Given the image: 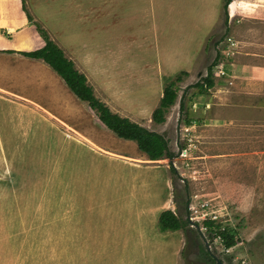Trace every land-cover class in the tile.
Masks as SVG:
<instances>
[{
	"label": "crops",
	"instance_id": "1",
	"mask_svg": "<svg viewBox=\"0 0 264 264\" xmlns=\"http://www.w3.org/2000/svg\"><path fill=\"white\" fill-rule=\"evenodd\" d=\"M25 1L34 21L46 28L65 56L73 61L75 69L85 75L94 96L112 113L143 127H151L163 124L153 121L152 112L158 106L164 88L182 72L191 79L197 63H200L198 58L203 42L214 16L221 10L223 0H194L192 6L198 8V12L191 19L185 17V13L181 19L179 13V30L170 28V5L165 0H155L157 4L154 0H142L141 3L139 0ZM217 1L219 10L217 8L214 12L216 7L213 8V4L217 6ZM11 2L12 7L10 3L2 5L0 0V115L8 129L0 131V184L36 186L44 183L47 177L57 184L55 178L59 177L62 147L59 146L52 162L46 167L51 168V175L40 177L24 147L21 149L23 141L16 143L11 137L13 133H17V136L21 133V138H24L23 130L28 126L34 128L35 133L43 123L47 129L53 130V134L61 135L65 143H73L85 150L77 151L79 155L76 159L69 160L68 168L71 167V170L67 172L66 191H72L71 211L78 225L74 232L84 234L90 228L88 234L92 246L102 254L100 264H107L104 257L107 249L115 251L116 258L109 260L112 264H126L127 261L123 259L125 255H130L133 261L136 253L141 252L146 254V258L155 254L170 255L169 250L173 246H180L181 238L179 235L173 239L169 237L176 231L163 228L159 222L164 210L175 213V207H171L173 203L164 195L170 184L165 166L149 165L163 167L166 171L163 195L156 191L157 183L153 178L138 176L141 181L135 178L133 183L143 189L139 195L129 192L123 197L119 190H113L107 198L101 197V187L88 186L91 183L86 181V174L83 173L87 170L84 167L79 170L81 161L85 159L88 162L108 159L140 168L145 161H159L164 156L150 160L135 141L118 137L102 126L87 103L78 99L42 59L16 52L38 49L43 45V39L35 26L28 22L21 0ZM115 3L119 4L121 15L109 18L107 13ZM110 4L113 5L109 7ZM186 18L194 25L191 31L197 34L188 31ZM18 37L30 45H19ZM44 70L54 78L53 82H48ZM58 88L66 92L70 99L59 95ZM198 95L199 100L202 95ZM207 105L209 103L203 108L204 111L208 109ZM196 107V102H193L190 117L200 112ZM33 117H37L35 122ZM192 124L191 129H202ZM152 129L158 131L157 128ZM246 131L250 133L252 130L246 128ZM55 162L57 166H54ZM63 177L62 172V183ZM106 177H111L110 181L113 180L115 184L119 178ZM79 190L85 192L80 197ZM32 193L36 194L34 191ZM22 200H19L22 206L30 207L27 204L30 198L27 197L25 203ZM34 211L29 215L38 216V212ZM97 216L101 222L105 219V225L97 224Z\"/></svg>",
	"mask_w": 264,
	"mask_h": 264
},
{
	"label": "rangeland",
	"instance_id": "2",
	"mask_svg": "<svg viewBox=\"0 0 264 264\" xmlns=\"http://www.w3.org/2000/svg\"><path fill=\"white\" fill-rule=\"evenodd\" d=\"M139 1L141 3L142 0ZM193 1L165 0L170 5L171 29H180L179 13L181 19L184 13L188 19L191 16L194 18L198 8L192 6ZM9 3L12 7L11 0H2V5ZM231 4L228 6L226 24L222 4L220 5L221 10L214 16L208 30V36L213 35L209 47L206 50L202 45L198 58L200 63H197L191 79L183 75L182 80L177 83L175 101L165 112V122L160 126L145 127L150 128L149 130L157 128L158 131L152 130L160 131L166 137L171 155H165L160 162L145 161L146 165L142 164L140 168L121 165L108 159L81 161L79 170H83L81 167L87 170L83 173L86 174V181L91 183L88 186L102 188L101 197L107 198L113 190H119L123 197L129 192L139 195L143 189L134 185L135 178L139 181L140 178H153L157 183L156 191L163 195L166 169L170 176V184L164 191L166 199L173 203L175 195L181 209L183 202L188 200L187 212L183 216L187 218L188 228L192 231L186 236L182 229H177L169 236L172 238L179 235L180 246H173L169 250L170 255L155 254L146 258V254L141 252L136 253L133 261L129 258L130 255H125L123 259L127 261L126 264H210L197 254L198 251H189V246L196 243L202 244L219 264H264V0H234ZM213 8L214 12L217 8L219 10L218 1L217 6L216 3L213 4ZM111 9L107 17L121 15L119 4L115 3ZM60 20L61 17L56 22ZM185 26L190 33L197 34L191 31L194 25L187 18ZM215 40L219 42L216 45L213 44ZM18 43L21 46L30 45L22 37H18ZM216 55L218 62L213 67L214 86L208 93L201 94L202 97L198 100L199 93L192 84L205 75L207 66ZM44 71L48 82H53L54 78L47 70ZM183 90L188 114L179 108ZM57 91L59 95L69 98L61 89L58 88ZM193 102H196V108L200 112L190 117L189 110ZM207 103L208 109L204 111ZM187 118L194 121L188 123ZM33 119L35 122L37 117ZM192 123L202 129H191ZM246 128H251L252 131L248 133ZM1 130L8 129L0 115ZM20 135L21 133L19 136L13 133L11 137L16 143L23 141L21 149L24 147L40 177L51 175V168L46 167L52 162L59 146L63 153L59 177L55 178L57 184L51 182L49 177L36 186L0 184V264H100L102 254L92 246L88 234L90 228L84 234L74 232L78 225L71 211L72 191H66L67 172L71 170V167L68 168L69 160L76 159L79 155L77 151L85 150L73 143H65L61 135L53 134V130L47 129L43 123L35 133L34 128L28 126L23 130L24 138ZM189 144V153L195 158L184 162L181 159L177 163L178 169L168 163V157L177 155L180 149ZM54 166H57L56 162ZM170 167L175 169V173L171 172ZM62 172L63 183L60 180ZM107 175L118 176L116 184ZM33 191L36 192L35 195ZM78 193L80 197L85 192L79 190ZM27 197L30 198L27 200L30 207L22 206L19 202L20 198H24L22 201L25 203ZM205 202L207 210H215L219 214L216 222L221 227L234 230L235 245L230 248L221 246V237L214 232L216 228H208L203 219L193 221L197 228L190 223L189 217L198 215L200 205ZM171 207L174 208L175 204ZM35 208L39 215H29ZM96 222L98 225H105V219L101 222L98 216ZM106 251L104 257L107 264H112L109 260L116 258L115 251Z\"/></svg>",
	"mask_w": 264,
	"mask_h": 264
},
{
	"label": "trees",
	"instance_id": "3",
	"mask_svg": "<svg viewBox=\"0 0 264 264\" xmlns=\"http://www.w3.org/2000/svg\"><path fill=\"white\" fill-rule=\"evenodd\" d=\"M233 1L234 0L222 1V10L224 13L225 24L228 22V6L233 3ZM21 3L28 22L35 26L39 35L43 39V45L40 48L32 51L16 52L26 57L42 59L44 63L50 66L61 77L63 82L78 99L87 103L88 108L94 111L98 121L102 126L112 131L118 137L135 141L138 148L145 152L150 160H157L165 155H171L169 152L168 140L163 134L149 130L135 122L130 121L127 118H123L115 113H112L105 104H103L94 96L92 87L86 83L85 75L75 69L73 61L65 56L63 50L52 40L48 31L42 26V24L40 22L34 21L33 16L26 8V1L21 0ZM212 38V34L206 37L204 49L207 50L210 44L209 42ZM217 43H219L218 40H215L213 44L216 45ZM8 52L15 51L9 50ZM217 62L218 56L216 55L213 61L207 66L205 75L201 76L198 81L192 84L194 88H197V93H208L209 89L214 86L213 67L217 64ZM183 75H186V73L182 72L178 74L164 88L163 96L160 98L158 106L152 112V119L157 124L165 122V112L167 108L175 101L177 83L182 80ZM197 75L199 76L200 73ZM184 97L185 90H183L179 99V108L181 111H184L188 114V110L184 103ZM193 121L194 119L192 118L187 120L188 123ZM170 168L172 170L171 172L175 173V169L173 167ZM177 200L178 199L174 195L172 201L175 204L176 213L171 210H164L159 216V222L160 225L166 229H182L186 236H188V232H191L192 229L188 228L187 218L183 216V214L187 212L188 200L183 202L182 209L178 206ZM204 223L208 228H216L214 232L223 239L224 246L226 248H230L231 246L235 245L236 238L234 230L225 227L222 228L219 223L211 220H205ZM189 251H198L199 253L197 254L203 257L208 263L218 264L216 259L208 252V250H205L203 245L200 243L189 246Z\"/></svg>",
	"mask_w": 264,
	"mask_h": 264
},
{
	"label": "built area",
	"instance_id": "4",
	"mask_svg": "<svg viewBox=\"0 0 264 264\" xmlns=\"http://www.w3.org/2000/svg\"><path fill=\"white\" fill-rule=\"evenodd\" d=\"M190 140V139H189ZM191 149V144H189L188 147H183L182 149H180V151L178 152L177 155L175 156H171L167 158L168 163L175 167L176 169L179 168L178 166V162L182 159V161L184 162L185 160H191L193 158H195V156L190 155L189 150ZM180 167H183V164H180ZM188 169H190V167H188ZM200 209H199V214L196 216H191L189 217L190 219V223L193 224L196 228H197V224L193 221H195L196 219H203L205 220H211V221H217L219 214L215 212V210H207V203H203L200 205ZM192 208V207H191ZM218 223V222H216ZM223 228V227H222ZM219 238V237H218ZM223 240L222 238L219 240V244L221 246H224V243H222ZM225 247V246H224Z\"/></svg>",
	"mask_w": 264,
	"mask_h": 264
},
{
	"label": "flooded vegetation",
	"instance_id": "5",
	"mask_svg": "<svg viewBox=\"0 0 264 264\" xmlns=\"http://www.w3.org/2000/svg\"><path fill=\"white\" fill-rule=\"evenodd\" d=\"M219 264V263H218Z\"/></svg>",
	"mask_w": 264,
	"mask_h": 264
}]
</instances>
